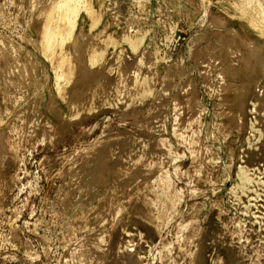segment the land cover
<instances>
[{
  "label": "rangeland",
  "instance_id": "obj_1",
  "mask_svg": "<svg viewBox=\"0 0 264 264\" xmlns=\"http://www.w3.org/2000/svg\"><path fill=\"white\" fill-rule=\"evenodd\" d=\"M57 2L0 0V264H264V0H85L48 60Z\"/></svg>",
  "mask_w": 264,
  "mask_h": 264
},
{
  "label": "bare ground",
  "instance_id": "obj_2",
  "mask_svg": "<svg viewBox=\"0 0 264 264\" xmlns=\"http://www.w3.org/2000/svg\"><path fill=\"white\" fill-rule=\"evenodd\" d=\"M84 1L83 0H58L57 3H54L51 7H49L45 11L46 23L43 26V29L41 31V38H42L41 46L43 45L41 49H42V54L44 55V57H47L48 60L54 57L53 55L55 53V48L56 50H57V47H59L58 49H60V47L63 45V43L66 42V40L68 41L69 38L71 39V34L73 33V31H75L74 29L76 28L79 13H81V11H84V13H86L87 15H90V16L92 15L91 18L93 22L91 25L93 26L94 24H96L98 19L96 20L94 18V14L91 12L90 7H89L90 5L87 7L85 5L86 2L85 4L83 3ZM142 40H143V37L139 38L136 42L129 43L131 44L130 47L133 50H136V48L142 43ZM69 60H71V58L68 55L63 56L62 60L59 63H57L56 66L61 67V65H63L64 63H70ZM92 62H94V58H91V63ZM64 68L61 67V70ZM56 70H57V67H56ZM72 70L73 69L70 70V73L68 72L69 73L68 76L71 75ZM59 73H55L57 74V78L61 76ZM63 76H61V78ZM61 80H64V79H61Z\"/></svg>",
  "mask_w": 264,
  "mask_h": 264
}]
</instances>
